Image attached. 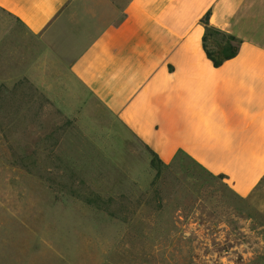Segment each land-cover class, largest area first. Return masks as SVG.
Listing matches in <instances>:
<instances>
[{"label":"rangeland","instance_id":"rangeland-1","mask_svg":"<svg viewBox=\"0 0 264 264\" xmlns=\"http://www.w3.org/2000/svg\"><path fill=\"white\" fill-rule=\"evenodd\" d=\"M127 1L77 3L99 26ZM44 42L40 57L62 72L73 52ZM103 123L25 79L0 85V264H264V180L239 198Z\"/></svg>","mask_w":264,"mask_h":264},{"label":"crops","instance_id":"crops-1","mask_svg":"<svg viewBox=\"0 0 264 264\" xmlns=\"http://www.w3.org/2000/svg\"><path fill=\"white\" fill-rule=\"evenodd\" d=\"M79 6L0 0V85L43 87L69 115L91 112L160 163L183 156L250 198L264 180V0H128L99 26ZM205 14L240 40L216 68L201 46ZM39 42L73 52L62 72Z\"/></svg>","mask_w":264,"mask_h":264},{"label":"trees","instance_id":"trees-1","mask_svg":"<svg viewBox=\"0 0 264 264\" xmlns=\"http://www.w3.org/2000/svg\"><path fill=\"white\" fill-rule=\"evenodd\" d=\"M201 22L203 24V34L201 36L202 50L205 57L211 62L212 66L216 68L224 61L236 55L240 40L208 25L207 14L203 16ZM152 157L156 159L154 155H152Z\"/></svg>","mask_w":264,"mask_h":264}]
</instances>
